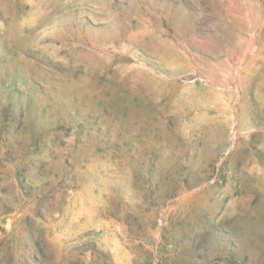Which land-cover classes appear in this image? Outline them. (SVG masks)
Masks as SVG:
<instances>
[{"label": "rangeland", "instance_id": "1", "mask_svg": "<svg viewBox=\"0 0 264 264\" xmlns=\"http://www.w3.org/2000/svg\"><path fill=\"white\" fill-rule=\"evenodd\" d=\"M0 264H264V0H0Z\"/></svg>", "mask_w": 264, "mask_h": 264}]
</instances>
